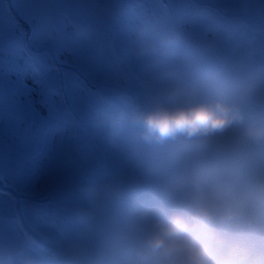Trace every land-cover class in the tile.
<instances>
[{
	"label": "rangeland",
	"instance_id": "374dc122",
	"mask_svg": "<svg viewBox=\"0 0 264 264\" xmlns=\"http://www.w3.org/2000/svg\"><path fill=\"white\" fill-rule=\"evenodd\" d=\"M227 39L238 41L232 42L235 60L222 61L241 73L224 77L238 93L248 87L244 70L264 65L242 62L252 51L264 58V0H0V262L30 261L27 238L46 248L62 228L74 235L78 196L87 183L100 188L112 175L121 182L117 154L131 170L103 129L111 132L117 122L119 141L129 149L125 141L143 138L135 115L173 106V89L181 90L177 105L201 99L210 88L195 81L207 72L201 60L217 71L209 59ZM147 44L170 54L162 60L141 55ZM221 97L234 100L228 92ZM150 146L159 152L155 142ZM235 148L241 150L235 157L245 151ZM133 165V184L121 195L129 208L131 187H142L137 170H148L137 158ZM105 170L109 174H100Z\"/></svg>",
	"mask_w": 264,
	"mask_h": 264
},
{
	"label": "clouds",
	"instance_id": "9594fccd",
	"mask_svg": "<svg viewBox=\"0 0 264 264\" xmlns=\"http://www.w3.org/2000/svg\"><path fill=\"white\" fill-rule=\"evenodd\" d=\"M140 54L162 60L170 53L147 44ZM180 95V89H173V106L133 117L146 141L207 139L224 134L243 118L238 107L222 101L177 105ZM249 137L264 143V129L251 130ZM135 211L151 224L136 250L135 264H264V180L240 188H199L177 207L153 195Z\"/></svg>",
	"mask_w": 264,
	"mask_h": 264
},
{
	"label": "flooded vegetation",
	"instance_id": "af4514ba",
	"mask_svg": "<svg viewBox=\"0 0 264 264\" xmlns=\"http://www.w3.org/2000/svg\"><path fill=\"white\" fill-rule=\"evenodd\" d=\"M233 41L236 42V43H238L237 40H234V39L229 40V39H227L225 42H227L229 45L226 46L225 48L221 49V52H218L217 54L213 55L211 57L212 60L209 59L211 61L210 62L211 65L215 66L216 69H217V71L214 70V69H212L211 67H208V69L210 70V73H209V83H208V85L212 89H214L216 91H222V90L226 89V87L227 88H230L233 85L230 80L227 81L225 79L224 72L225 73H234V74L241 73V68H240V71H238V68L235 67V66H234L235 69L229 68V64H225L222 61V58L223 57H226V60L231 61V62H232V60H235L234 57H233L234 56V53H235V47L232 45V42ZM213 45L215 46L216 43H214ZM227 48H229L230 51ZM209 50H212V49L209 48ZM252 52H253V58H247V59H245L247 57V55H246V57L244 58L245 59V62L243 61L244 59L242 60L243 63H252V64H254L255 61H257V59H260L262 62H264V58L262 57L261 54H258L257 51H252ZM203 60H201V63L203 62V64H207L208 65L207 60H204V61ZM201 63H200V66H201ZM262 70H264V65L263 64H261V66H259L258 70L255 69V68H252V67H248L244 71L248 72L249 74H251V73H257L258 74L259 73V74H261V75L264 76V72ZM218 71H220V72H218ZM220 75H222V78H219ZM235 101L236 100L234 99L231 102H235ZM258 106H262L263 109H264V95H261L260 96L259 102H258ZM259 116H261V117L260 118H257L256 120L254 119V122L255 121L256 122H260L262 119H264L262 117L261 112H259ZM253 130H256V129H253ZM249 132H250V130L249 131H246V132H241L238 129H235L233 132H231V129H230V130H228L227 132H225L222 135H218V136H215V137H211V139H214V140L216 139V142L218 144L219 153L223 152L226 155L231 150V144H232V142H235L240 147L246 149L247 146H248L247 143L249 141H251V138L249 137ZM118 158H120V157H118ZM113 163H114V161H113ZM120 165L121 164H119L118 162H116V168L117 169L119 168ZM132 170H133V168H131V170H129V173L132 172ZM129 173H127L125 176H122L121 182H119V180H117V182H119L122 185H131V184H133ZM138 179H139L140 183H142L144 181L140 177L139 172H138ZM84 207L86 208L87 206L84 205ZM80 220H81V222H83V217H80ZM57 238H58V235L56 236V239L55 240H57ZM84 242L89 244V241L88 240H85ZM72 253L76 256V258H71V262L72 263H80L81 262V259L79 257V254L77 252H72ZM77 257H79V258H77Z\"/></svg>",
	"mask_w": 264,
	"mask_h": 264
},
{
	"label": "bare ground",
	"instance_id": "6f19581e",
	"mask_svg": "<svg viewBox=\"0 0 264 264\" xmlns=\"http://www.w3.org/2000/svg\"><path fill=\"white\" fill-rule=\"evenodd\" d=\"M205 77H206V79H202V80H204V81H202V82H204L205 84H208L209 83V80L207 79L208 78V73H206L205 74ZM185 85L186 86H193V82H190V81H187V82H185ZM245 89V88H244ZM256 89H258V86H256V87H250L249 88V90H248V92H247V97H250V98H256V99H259V98H257L256 96H255V92H256ZM251 113H253L255 116H258L259 115V112H260V110H263V107L262 106H259V107H252L251 109ZM212 148H216L215 146H213V145H210ZM235 150H237V148H235V149H232V150H230V152L229 153H227V156H231V158L232 159H234V156H233V152L235 151ZM221 154H224L223 152H221ZM261 162H264V159H262V160H260ZM260 161H257V162H260ZM257 162H254V163H252V165H251V169L253 170V171H251V175L252 174H255V175H259L260 177H261V179H260V181L261 180H264V165H262V166H258L256 163ZM229 164H232V162H230L229 161ZM239 173H243V169H240L239 171H237L234 167H231V169L229 170V174H230V177H235V176H237ZM198 174V170L197 169H195V170H193V175H197ZM212 174H211V176H210V178H212ZM198 180H199V182H200V184H201V187L203 188V189H205V188H207L209 185H208V183L207 182H205V181H202L200 178H198ZM155 186V185H154ZM245 186H249L246 182H244V183H241L240 184V187H245ZM160 190H162L163 189V186L162 185H159V187H158ZM190 188V187H189ZM189 190V189H188ZM187 190V191H188ZM177 192H179V191H177ZM177 192H173L172 194H171V201L172 202H175V203H177L178 205H180V203H181V201L182 200H186V196H182L183 194H186V192L185 193H177ZM191 195H193V194H191ZM150 198V196H143V195H140V194H133L132 196H131V201H132V203H134V208H136V206L141 202V201H147L148 199ZM190 199H187V201L186 202H188ZM80 222H81V220L80 219H78ZM89 229V234H98V232H97V230L94 228V227H91V228H88ZM28 240H29V244L31 245V246H34V245H36V243H34V242H32L31 240H30V238H27ZM129 242H132L133 244H135L133 241H129ZM37 246V245H36Z\"/></svg>",
	"mask_w": 264,
	"mask_h": 264
}]
</instances>
